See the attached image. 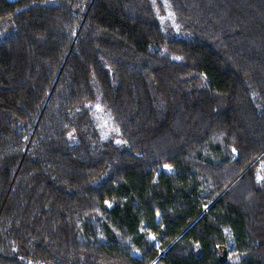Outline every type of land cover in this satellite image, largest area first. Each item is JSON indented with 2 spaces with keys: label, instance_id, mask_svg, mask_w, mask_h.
<instances>
[{
  "label": "trees",
  "instance_id": "obj_1",
  "mask_svg": "<svg viewBox=\"0 0 264 264\" xmlns=\"http://www.w3.org/2000/svg\"><path fill=\"white\" fill-rule=\"evenodd\" d=\"M155 1L0 0V264H264V0Z\"/></svg>",
  "mask_w": 264,
  "mask_h": 264
},
{
  "label": "rangeland",
  "instance_id": "obj_2",
  "mask_svg": "<svg viewBox=\"0 0 264 264\" xmlns=\"http://www.w3.org/2000/svg\"><path fill=\"white\" fill-rule=\"evenodd\" d=\"M154 12L160 27L165 33L171 36H186L189 34L188 30L185 29L186 25H188L187 22H182L175 17L166 0H156L154 2ZM91 118L95 132L101 139H110L116 143L121 142L119 130L113 124L108 110L104 108L99 101H95L92 104ZM73 135L74 134L69 135L70 139L73 138ZM262 174V165L260 164L257 171L258 178H261ZM222 246H224V252L220 250L222 254L226 255L228 247L225 245Z\"/></svg>",
  "mask_w": 264,
  "mask_h": 264
},
{
  "label": "water",
  "instance_id": "obj_3",
  "mask_svg": "<svg viewBox=\"0 0 264 264\" xmlns=\"http://www.w3.org/2000/svg\"><path fill=\"white\" fill-rule=\"evenodd\" d=\"M220 248H221V250H223V252H224V246H220Z\"/></svg>",
  "mask_w": 264,
  "mask_h": 264
}]
</instances>
